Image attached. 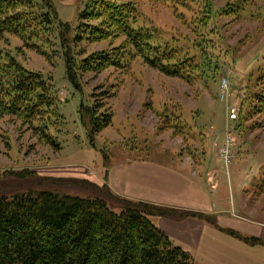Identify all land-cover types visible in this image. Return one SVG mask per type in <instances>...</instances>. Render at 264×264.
I'll return each mask as SVG.
<instances>
[{"label": "rangeland", "instance_id": "374dc122", "mask_svg": "<svg viewBox=\"0 0 264 264\" xmlns=\"http://www.w3.org/2000/svg\"><path fill=\"white\" fill-rule=\"evenodd\" d=\"M51 1L58 18L70 27L69 32L58 27L66 37L62 42L58 28L25 40L10 33L0 39V58H13L36 73L51 97L50 107L33 121L0 116V194L50 187L40 184L44 176L79 177L80 167L91 181L129 198L149 196L167 204L170 196H178L202 203L216 212L206 218L219 221L216 229L239 240L252 237L246 230L264 222V113L257 112L256 98L264 93V0H99L100 8L102 1L134 6L131 25L150 34L170 55V63L181 62L185 70L175 77L150 68L134 48L123 44L124 35L105 14L95 21L83 20L82 38L76 44L70 41V49L80 53L77 58L92 52L122 58L96 73L79 71L78 85L65 76L64 53L86 0ZM100 24L103 28L89 27ZM88 31H95L98 40L87 39ZM223 78L228 87L221 99ZM96 99L112 118L91 133L78 111L81 104L91 105ZM228 131L232 156L225 160L220 148ZM40 132L55 137L60 150L39 139ZM18 170L32 172H24V177L12 174ZM53 187L79 196L96 194L65 181ZM108 206L121 209L112 200ZM228 220L240 221L237 229L230 230ZM259 238L258 245L264 244V233ZM232 248L221 243L211 253L202 247L193 261L228 264Z\"/></svg>", "mask_w": 264, "mask_h": 264}, {"label": "trees", "instance_id": "16d2710c", "mask_svg": "<svg viewBox=\"0 0 264 264\" xmlns=\"http://www.w3.org/2000/svg\"><path fill=\"white\" fill-rule=\"evenodd\" d=\"M102 2L100 8L99 0L85 1V9L79 14L80 24L72 28V40L67 38L64 67L70 83L79 84L81 70L96 73L117 65L121 60L122 56L111 57L99 52L77 58L80 53L70 49V41L76 44L82 38L83 20L95 21L105 14H109V24L124 35L123 44L134 48L145 64L168 76H182L185 70V67H181L183 63L171 64L170 55L150 34L131 25L133 17L130 13L136 11L134 6ZM99 8L100 12L92 15V10ZM60 26H64L66 32L70 31L68 23L58 18L51 0H0V39L5 33L23 40L38 33L42 35L47 32L50 35V29L53 32L54 28ZM102 26L89 25L92 29ZM94 32H85L86 38L98 40ZM64 35L63 29L59 31L58 28L61 42L66 38ZM1 56L0 116L9 114L26 121L35 120L43 114L44 107L47 110L51 105L47 86L36 73L21 68L15 59L9 58V63ZM263 77L264 73L261 74ZM263 94L256 95L260 109L257 112L261 113H264ZM100 103L96 99L91 105L81 104L78 111L81 123L91 133L99 132L111 122V111L102 112L100 107L103 105ZM236 117L235 113L233 119ZM35 129L39 130L37 127ZM38 135L53 150H60L55 137L45 132ZM24 172L32 171L18 170L12 174L24 177ZM62 181L74 183L96 194L79 196L53 187V184ZM42 183H49L54 190L43 187L8 196L0 194V264H196L189 253L175 245L150 216H208L186 210L178 213L174 211L177 209L171 207L126 199L106 189L104 184L91 181L89 177L46 175L40 181ZM261 186L264 188V180ZM100 188L105 190L102 192ZM106 197L121 209L113 210L108 206ZM240 238L251 243H262L261 239L255 237Z\"/></svg>", "mask_w": 264, "mask_h": 264}, {"label": "crops", "instance_id": "0c3cea01", "mask_svg": "<svg viewBox=\"0 0 264 264\" xmlns=\"http://www.w3.org/2000/svg\"><path fill=\"white\" fill-rule=\"evenodd\" d=\"M80 169L83 168L79 167L78 169L79 173L77 175L79 177H89V179L92 180L89 173H87L85 169ZM208 175L206 178L207 180H209ZM201 179L205 181L203 177ZM112 193L130 200H142L171 208H181L184 210L199 212L208 216L207 218L209 219L210 216L208 214H211V216H216V212L209 211L208 208H206V206L202 203H192L189 200L182 199L178 196H170V203L164 204L157 203L156 201H158V198L155 197L142 196L141 198H129L118 194L113 190ZM152 194L157 197L162 196L158 193ZM150 218L158 227L164 230L172 242L175 243L176 241L175 245L180 246L191 256H193V260H195V257L198 259V254H200L202 247L206 248L207 251L212 249L211 253H213L218 244L227 243L234 246V248L231 250V262H228V264H264V244L258 245L261 243H251L249 241H244L240 237L239 238L242 241L232 238L230 235L215 228L219 224L217 219L208 220L206 217L197 218L192 216H188L180 220H170V218L159 216H151ZM239 222L240 221L228 220L225 221V225L228 226L229 229H237ZM260 224L261 225H258L255 229L253 228L252 230H246L247 234L251 235L252 237L259 238V236L264 233L262 232V228H264V222ZM255 225L256 223H252V226ZM206 236H208V241H206ZM222 262L224 261L222 260Z\"/></svg>", "mask_w": 264, "mask_h": 264}, {"label": "built area", "instance_id": "2783aa9c", "mask_svg": "<svg viewBox=\"0 0 264 264\" xmlns=\"http://www.w3.org/2000/svg\"><path fill=\"white\" fill-rule=\"evenodd\" d=\"M223 81L221 82V88H222V93L220 94V98L223 99L225 96L226 89L228 87L225 79H222ZM232 140L233 138L230 136L229 131L226 133V137L223 140V146L220 148V154H223L225 160H229V157L232 156V151H231V145H232Z\"/></svg>", "mask_w": 264, "mask_h": 264}]
</instances>
